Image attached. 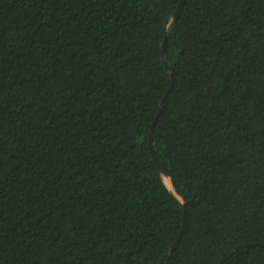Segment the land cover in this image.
<instances>
[{
    "label": "trees",
    "instance_id": "obj_1",
    "mask_svg": "<svg viewBox=\"0 0 264 264\" xmlns=\"http://www.w3.org/2000/svg\"><path fill=\"white\" fill-rule=\"evenodd\" d=\"M179 2L0 0V264H264V0Z\"/></svg>",
    "mask_w": 264,
    "mask_h": 264
},
{
    "label": "water",
    "instance_id": "obj_2",
    "mask_svg": "<svg viewBox=\"0 0 264 264\" xmlns=\"http://www.w3.org/2000/svg\"><path fill=\"white\" fill-rule=\"evenodd\" d=\"M182 3H183V0H180L177 9L175 10V12H174L173 15H172L171 23H172L173 20L178 16V14H179V12H180V10H181V7H182ZM166 35H167V34H166V32H165V37H166ZM163 55H164V42L162 43V47H161V56H162V59H163L165 65H166V67H167L169 70H171V68L167 65V63H166V61H165ZM162 103H163V102L161 101L160 106H159V108H158V110H157V112H156V115L160 112V109H161ZM148 141H149V147H150L151 154H152V156H153V158H154V160H155V162L157 163L158 168H159L158 175H157V176H158V179L164 184V182H163V178L166 177V176H168V175H167V173H166L165 167L163 166L161 160L159 159V157H158V155H157V153H156V151H155V148H154V145H153V141H152V129H151L150 132H149V139H148ZM164 185H165V184H164ZM171 185H172V184H171ZM165 187L167 188L166 185H165ZM167 190H170V189L167 188ZM170 191H171L172 195L174 196V198L180 202V205H181V207L183 208L182 202H181L180 198L175 194L173 188H172V190H170ZM183 216H184V215H183ZM184 223H185V222H184V220H183V228H184ZM175 243H176V242H174V243L171 245L169 251H168L167 253H165L163 260H162L159 264H162V263L164 262L165 258L167 257L168 253L172 250V248L174 247Z\"/></svg>",
    "mask_w": 264,
    "mask_h": 264
},
{
    "label": "rangeland",
    "instance_id": "obj_3",
    "mask_svg": "<svg viewBox=\"0 0 264 264\" xmlns=\"http://www.w3.org/2000/svg\"><path fill=\"white\" fill-rule=\"evenodd\" d=\"M168 180H169V181H168ZM163 182H164V184L167 186L168 189L172 190L171 181H170V179H169L168 176L163 178Z\"/></svg>",
    "mask_w": 264,
    "mask_h": 264
},
{
    "label": "bare ground",
    "instance_id": "obj_4",
    "mask_svg": "<svg viewBox=\"0 0 264 264\" xmlns=\"http://www.w3.org/2000/svg\"><path fill=\"white\" fill-rule=\"evenodd\" d=\"M167 177V176H166ZM169 181V180H168Z\"/></svg>",
    "mask_w": 264,
    "mask_h": 264
}]
</instances>
